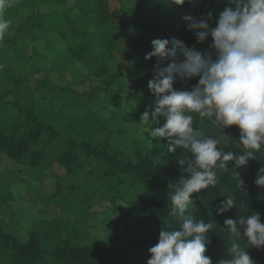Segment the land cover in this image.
Here are the masks:
<instances>
[{
  "label": "trees",
  "instance_id": "obj_1",
  "mask_svg": "<svg viewBox=\"0 0 264 264\" xmlns=\"http://www.w3.org/2000/svg\"><path fill=\"white\" fill-rule=\"evenodd\" d=\"M117 2L119 8L115 9L112 7L114 2L110 0H9L4 10L3 16L11 24L0 40V76L13 68L4 64V60L17 57L20 72L10 80L22 84L20 90L13 85L1 90L0 104L19 105L22 118L19 123L10 125L7 131L0 126V153L32 167L43 161L48 141L61 135V131L45 117L47 104L57 109L56 116L67 105L66 100L62 102L51 92L61 90L66 94L70 90L80 97L89 91L102 92L100 97L106 98L101 104L89 105L88 112L85 108L81 109L82 112L64 108V119L82 118L89 135L80 141L67 138L63 150L54 159L65 167L67 173H72L78 166L80 154L95 161L92 172L100 171L98 165L103 167V172L96 178L100 179V184L94 187L92 196L84 203L87 215L82 227L87 235L83 242L69 239L66 228L56 222L58 217L43 219L40 229H29L26 238H19L16 231H8L0 218V264H147L151 258L148 249L158 242L159 232L169 226H178L171 213L169 197L174 186L188 175L184 171L186 164L181 166L179 160L190 154L180 147L169 152L170 141L150 137L138 120V114L154 105L155 96L147 85L153 78L157 58L135 62V56L142 54L145 58L152 51L151 45L139 50L146 47L149 39L166 38L183 41L188 47L207 51L214 57L211 37L197 43L193 32L187 30L184 18H199L211 12L209 27L214 28L220 12L225 7L234 10L235 5H229L228 0H185L182 6L156 0V7L149 8L148 0ZM175 7L183 13L179 19H176V12L172 14ZM163 15L170 17L171 21L167 22ZM134 30L142 33L138 41L143 37L140 48L139 43H134L135 36L130 35ZM49 39L51 42L47 43L45 40ZM121 42H126L124 49ZM118 52L122 55L120 60L117 59ZM178 59L166 58L161 67H167ZM140 63H146V67L136 69L134 66ZM79 70L84 72L82 78L74 74ZM51 73L58 74L60 79L70 73L80 83L95 79L100 83L86 91H78L70 82L55 83ZM30 77H34V82L28 86L24 79ZM120 78L118 85L126 83L133 89V101L117 99L120 92L115 82ZM198 79L176 80L173 87L190 90ZM1 86L0 82V89ZM34 93L38 97L34 103L19 104ZM10 94L14 98L7 99ZM136 99L141 103L137 104ZM122 105L131 109L124 112L120 109ZM192 115L194 127L205 136L217 139L218 146L225 153L243 154L236 126L222 129L208 118H200L195 113ZM163 123V118H160L159 124L152 126L159 127ZM124 134L128 142L114 149L109 138ZM130 134L134 136L133 141L129 139ZM254 156L240 167L227 162L228 171H217L214 187L192 194V203L185 214L205 222L214 221L216 225L205 234L204 255L211 258L212 264L230 258L228 248L233 239L245 247L254 264H264V246L247 245L242 235L233 237L224 225L225 219L238 221L240 216L253 213H259L261 223H264V187L254 183L258 170L264 167V148ZM87 166L85 163L84 167ZM239 180L245 185L242 190L237 188ZM58 188L53 195L57 194ZM228 195L235 196L236 207L217 215V206ZM97 201L104 203L103 214L93 210ZM99 215L103 217L99 219Z\"/></svg>",
  "mask_w": 264,
  "mask_h": 264
},
{
  "label": "clouds",
  "instance_id": "obj_2",
  "mask_svg": "<svg viewBox=\"0 0 264 264\" xmlns=\"http://www.w3.org/2000/svg\"><path fill=\"white\" fill-rule=\"evenodd\" d=\"M182 5L185 0H171ZM9 0H0V40L9 29L10 20L3 13ZM232 7L220 12L216 26L209 27L212 13L199 18L187 16V30L192 31L197 43L209 36L214 57L188 47L183 41L153 39L152 51L145 60L157 58L153 78L148 89L155 96L154 105L140 115V123L152 138L170 141L168 151L180 147L189 155L179 160L188 174L174 186L169 197L171 213L177 227H166L159 232L158 242L148 249L147 264H212L206 252L205 234L216 227L214 221L205 222L186 215L192 194L217 184V171H228L227 162L243 166L264 148V0H228ZM180 59L161 67L166 58ZM199 77L190 90H176V80L186 82ZM193 113L208 118L219 128L236 126L243 154L225 153L219 141L194 127ZM160 118L164 123L159 127ZM254 183L264 187V167L258 170ZM239 180L237 188L242 190ZM236 207L234 195H228L216 208L220 215ZM224 225L233 237L243 236L247 245L264 246V223L259 213L240 216L238 221L225 219ZM210 242V241H209ZM230 258L217 264H254L245 247L233 239L228 248Z\"/></svg>",
  "mask_w": 264,
  "mask_h": 264
},
{
  "label": "rangeland",
  "instance_id": "obj_3",
  "mask_svg": "<svg viewBox=\"0 0 264 264\" xmlns=\"http://www.w3.org/2000/svg\"><path fill=\"white\" fill-rule=\"evenodd\" d=\"M169 1L171 0H165L166 3ZM148 6L149 8H155L156 0H148ZM112 7L117 9L119 5L114 2ZM113 8L111 9L113 10ZM177 8L178 10L176 11ZM172 14H175L177 16L176 19H179L183 13L179 10V7H175ZM163 17L167 22L171 21L170 17L166 15H163ZM116 23L118 24L119 21ZM130 35L135 36L134 43H139L140 48L143 37L140 42L138 41L142 33L138 31L135 32L134 30ZM152 40L153 39H149L146 47L142 46L139 50L149 48ZM45 41L50 43L51 39ZM120 45L124 49L126 42H121ZM116 55L117 59L120 60L122 57L121 53L118 52ZM144 60L145 58L142 54L135 56V62H142ZM18 63L17 57H8L4 60V64H10L13 68L2 72L3 75L0 76V82L2 84L0 91L4 90L6 86L9 88L12 87V85L20 90L22 83L16 82V80H10L14 76L19 75L20 70L17 68V65H19ZM134 67H136V69L140 67L145 68L146 63L136 64ZM68 71L67 69V72ZM82 73L84 72L79 70L74 74L76 77L82 78ZM75 76L73 77L70 73H67L66 78H61V80L58 74L51 73V79L55 83L61 84L63 82L68 84V82H70L71 86L75 89L77 88L78 91L79 89L81 91H86L90 89L91 86L94 85L95 87L100 83L97 79L93 81L86 80L84 83H80V80L76 79ZM24 81L29 86L33 84L34 77H30L28 80L24 79ZM120 81L121 78L117 83L115 82V86H117ZM118 86V92H120V94L117 95V99L121 100L123 98V100L128 102L133 101V99H131L133 96V89L126 83ZM115 89L117 88L115 87ZM51 94L54 95L55 98H60L62 102L66 100L67 105L65 107L70 108L74 112L79 110L82 112L81 109L83 108H85V112H88L90 110L89 105L95 102L101 104L106 98L100 97V95L103 94L102 92L98 93L92 91L82 94L81 97L77 94H73L70 90L66 91V94H62L61 90L51 92ZM12 97L14 98V95L10 94V97L7 99H11ZM36 98L38 97L35 93L30 94L28 97L22 99L19 104L22 106L30 104L31 102L34 103ZM5 100L6 98L3 99V101ZM136 102L137 104L138 102L141 103L137 99ZM47 105L48 107L46 109L48 113L45 117L51 121L52 126L61 131V135L54 140H50V142L48 141L43 161L37 167H32L27 165L26 162L17 163L5 154L0 153V218L8 231H16L19 238H26L29 229H40V224L43 219L52 220L58 217L56 222L66 228L69 239L81 243L84 240L83 238L87 235L82 227L86 220L85 216L87 215L84 209V203H87L86 200L92 196L90 194L93 192L94 187L100 184V179L96 178L99 173L101 174V172H103V167L98 165L100 171L92 172L95 161L80 154L81 157L78 166H76L72 173H67L65 167L54 160L66 145L67 138L71 137L80 141L84 136H88L89 132L87 131L88 128H85L84 124H82L84 121L82 118H74L69 121L64 119L66 118L64 117L66 115L63 114L65 107L62 111H58L60 113L56 116L57 109L52 108L50 103ZM42 106L45 107L43 102ZM18 108L19 105H7L4 102L0 104V126L4 131H7L10 125L13 126L20 122L22 114L19 113ZM120 109H124V112H127L131 107L122 105ZM140 115L141 114H138L137 116L140 118ZM85 117L88 118V116ZM45 136L47 137V135ZM115 136L109 138L111 146L114 149H119L128 142L126 140V134L121 137L120 135H117L118 137ZM129 139L132 141L134 140L133 134H130ZM85 163L88 164L87 167H84ZM57 187H59L58 192L56 195H53ZM94 205L93 210L99 212V214H103V210L105 209L104 203L97 201ZM98 217L101 219L103 215H99Z\"/></svg>",
  "mask_w": 264,
  "mask_h": 264
},
{
  "label": "built area",
  "instance_id": "obj_4",
  "mask_svg": "<svg viewBox=\"0 0 264 264\" xmlns=\"http://www.w3.org/2000/svg\"><path fill=\"white\" fill-rule=\"evenodd\" d=\"M110 1L115 2L117 5H119L117 0H110Z\"/></svg>",
  "mask_w": 264,
  "mask_h": 264
}]
</instances>
